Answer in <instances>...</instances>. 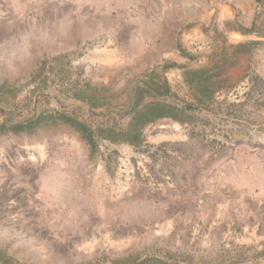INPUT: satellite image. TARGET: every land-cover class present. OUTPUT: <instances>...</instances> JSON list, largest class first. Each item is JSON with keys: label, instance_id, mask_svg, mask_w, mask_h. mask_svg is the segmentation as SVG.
Returning <instances> with one entry per match:
<instances>
[{"label": "rangeland", "instance_id": "374dc122", "mask_svg": "<svg viewBox=\"0 0 264 264\" xmlns=\"http://www.w3.org/2000/svg\"><path fill=\"white\" fill-rule=\"evenodd\" d=\"M160 1L134 10L131 0H0V252L13 264H264V42L243 41L253 43L248 53H235L223 37L246 17L209 25L226 67L215 100L184 124L148 125L139 146L91 148L66 124L8 131L60 114L127 130L132 90L148 73L89 68V59L131 30L125 17ZM257 12L264 35V6ZM104 38L112 43L89 53ZM102 72L108 81L92 79ZM76 89L99 105L75 98ZM190 98L174 82L167 101Z\"/></svg>", "mask_w": 264, "mask_h": 264}, {"label": "crops", "instance_id": "0c3cea01", "mask_svg": "<svg viewBox=\"0 0 264 264\" xmlns=\"http://www.w3.org/2000/svg\"><path fill=\"white\" fill-rule=\"evenodd\" d=\"M131 1L136 10L142 9L149 0ZM239 1L242 4L244 2V0H176L174 3L179 4L173 7L169 0H161L162 5L159 10H154L155 7H152V11L148 9L134 12L133 16L124 18L129 20L128 24L132 22L131 30H119L113 33L111 38L116 47L113 50L110 49V52L107 49L106 53L90 58L89 68L100 67L102 70L124 68L125 75L143 76L162 69L166 65H175L164 73L171 91H173L174 82L187 89L183 78L185 68L199 69L210 66L218 56L220 44L215 37H211L209 26L215 20L234 22L235 19L238 21L241 18H247L245 25L239 21L244 29L226 28L223 31V37L231 40L235 53L237 46L245 44L242 43L243 41L264 42V35L256 32L257 11L262 8V5L264 6V0H246L250 6L237 7ZM183 2L197 4L198 10L188 14L187 10L180 6ZM238 8L241 11L240 16L237 15ZM96 36L93 35V37ZM110 41L109 45L112 43ZM197 42L201 46L197 45ZM194 45H197L195 49ZM191 51L198 54L199 61L189 53ZM183 52L187 55H183ZM240 56H238L239 59ZM196 60L199 63L198 67L191 65ZM103 74L102 72L101 75L92 76V79L108 81L110 78Z\"/></svg>", "mask_w": 264, "mask_h": 264}, {"label": "trees", "instance_id": "16d2710c", "mask_svg": "<svg viewBox=\"0 0 264 264\" xmlns=\"http://www.w3.org/2000/svg\"><path fill=\"white\" fill-rule=\"evenodd\" d=\"M242 44L236 47V53L249 51L250 46ZM183 55H187L183 52ZM175 65H166L162 68L165 73ZM226 67L219 65L215 61L210 66L199 69L186 67L183 73L186 87L191 91L190 100L167 101L172 95L171 87L167 80H162L161 75L152 72L147 80L137 85L132 90V105L128 115L131 121L127 130L121 131L116 126L99 127L93 129L77 119L66 115H40L37 119L26 124H20L8 129L14 134L32 133L36 129L45 125L66 124L74 128L82 135V138L96 148L97 141H107L112 144H129L139 146L145 142L144 129L153 123L163 119H170L174 122L184 124L190 117L188 113L200 107H207L216 98V95L223 89V81L220 79L225 73ZM75 98L86 102L91 108L99 105L98 99L87 95L86 90L76 89ZM168 97V98H166ZM151 98V100H149ZM166 98V99H165ZM5 128L0 127V133H4ZM0 264H13L0 252ZM140 264H168L160 259L148 258L140 261Z\"/></svg>", "mask_w": 264, "mask_h": 264}, {"label": "built area", "instance_id": "2783aa9c", "mask_svg": "<svg viewBox=\"0 0 264 264\" xmlns=\"http://www.w3.org/2000/svg\"><path fill=\"white\" fill-rule=\"evenodd\" d=\"M109 41H110L109 38H104V39H101L96 44H89V53L92 52V51H95L97 49L104 48V47H106V45L108 46L109 45Z\"/></svg>", "mask_w": 264, "mask_h": 264}]
</instances>
